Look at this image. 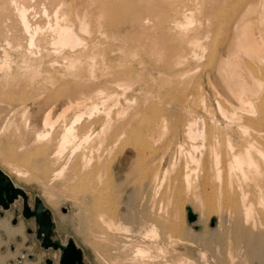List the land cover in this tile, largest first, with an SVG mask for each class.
<instances>
[{"label":"bare ground","instance_id":"obj_1","mask_svg":"<svg viewBox=\"0 0 264 264\" xmlns=\"http://www.w3.org/2000/svg\"><path fill=\"white\" fill-rule=\"evenodd\" d=\"M0 132L62 178L109 264H166L161 236L190 245L178 200L206 226L198 179L227 223L201 249L263 264L264 0H0Z\"/></svg>","mask_w":264,"mask_h":264},{"label":"rangeland","instance_id":"obj_2","mask_svg":"<svg viewBox=\"0 0 264 264\" xmlns=\"http://www.w3.org/2000/svg\"><path fill=\"white\" fill-rule=\"evenodd\" d=\"M16 141L17 140H15V138L10 136L9 134L0 132V169L10 178V180L15 185L20 186L24 190L28 198V204L33 205L34 198H38L51 211L52 220L54 221V237L56 239H58L62 243H65L68 239L73 240L76 246H78L82 250V258L85 264H109L107 259L108 256L104 254L105 252L96 248V246L98 245H95L94 248L96 250L95 251L91 245L85 244L81 240V236L76 233L77 228L75 225V219L72 218L73 216L72 213L75 212V209L70 202L62 201L63 199L62 196L66 197V195L69 193V189L67 188V186L63 184L62 180H57L60 177L55 176L56 178L55 177L52 178L49 174L41 171L40 168L36 167L31 159V156L25 150L21 151L22 149L18 147L17 144L18 142ZM13 165L14 167L16 166L19 172L21 171L20 172L21 174L19 176L10 170L9 166L12 167ZM21 175L24 177H21ZM47 179H49L50 181ZM55 181L57 182L55 183ZM200 182L198 179V183H199L198 188H200L199 195L200 198H202L201 200H203L202 202L204 203V207H205L202 215L204 217V215L206 216V213L208 214L206 226H203V224L200 223V221L198 220L199 209L197 203H196L197 206L195 205V199L191 196H189V198H184V199L180 198L178 200V208L180 205L182 206L181 209L183 213L182 218L184 220L183 221L185 227L184 229L185 230L187 229L186 234L188 236L186 237L190 240L191 244L186 246L187 248L186 247L184 248L183 245H181L180 243L170 244L166 240L165 236L163 237L161 236V242L163 241L162 245L164 251L161 252L162 254L159 253L160 255H158L159 256L158 258H160L159 260L161 262L165 261V263L167 262L166 264H168V262L172 264L173 263L191 264L188 262L189 259L193 261L194 264H204L205 262L204 259H201L200 252L201 253L205 252L206 253L205 258L207 257V263L217 264L215 261L211 260V256H209L210 254L209 251L201 249L200 242L203 241V239H211L210 241L213 242V244L214 243L218 244L220 242L219 238L221 235V231L224 230L225 226L227 225L225 221V217L223 215V210H224L222 204L223 201L221 195H218L219 193L213 191L214 188L211 187L209 183L206 182L205 184V182L202 179H200ZM59 187L62 188V192L64 194L61 193L60 191L61 188ZM51 188L54 193V197L57 196V198L55 199L59 201V205L55 207L52 205V203H50L51 201L54 202V200L50 201V199H48V196L46 195L47 190L52 193V191L50 190ZM190 205L195 206V213L197 215L195 221L193 222H188L186 220V208L188 206L190 207ZM20 210H21V200L19 199L16 200L14 203H12L9 209L2 211V214L0 215V219L3 218L7 220L8 225L10 227L22 226L21 232L11 236H7L4 233V231L0 230V241H1L0 254L2 253L9 254L6 260L1 264H24L25 261H30V260L36 261V264H44V259L46 257L52 258L55 264H57L56 262L58 255L57 251H53L51 248L49 249L42 248L39 245L38 241L35 239L34 232L31 231V234L27 232V229L29 228L31 229L34 227L35 222L31 218L25 219L21 215ZM179 214L180 213L178 211V215ZM12 219H15L17 222L13 224ZM176 219L180 220V216H178V218ZM130 224H132V230H133L132 240L135 242L136 241L139 242L140 237L135 233L136 230L138 229L137 228L138 221L135 220L134 222H132L129 220V225ZM174 235L176 237L181 236V234L178 232L177 233L175 232ZM103 255H104V263H102V259H101L102 258L101 256ZM251 262L253 264H262L259 263L257 260L255 261V259L249 260L248 264H252Z\"/></svg>","mask_w":264,"mask_h":264},{"label":"water","instance_id":"obj_3","mask_svg":"<svg viewBox=\"0 0 264 264\" xmlns=\"http://www.w3.org/2000/svg\"><path fill=\"white\" fill-rule=\"evenodd\" d=\"M21 199V215L24 218L34 217L36 222V237H42L40 246L43 248H52L58 251L57 264H85L82 258V250L76 246L73 240L68 239L65 243L58 240H51L50 235L53 232L54 221L52 220L51 211L43 204V202L34 198V208L28 206V198L24 190L15 185L10 178L0 169V215L2 211L10 208V205L16 200ZM196 214L186 208V220L193 222ZM14 222V219L12 220ZM45 264H54L49 257L44 259Z\"/></svg>","mask_w":264,"mask_h":264},{"label":"flooded vegetation","instance_id":"obj_4","mask_svg":"<svg viewBox=\"0 0 264 264\" xmlns=\"http://www.w3.org/2000/svg\"><path fill=\"white\" fill-rule=\"evenodd\" d=\"M19 200V199H18ZM21 200V199H20ZM27 203H28V201H27ZM21 204H22V202H21ZM28 206H29V208L30 209H33L34 208V203H33V205H30V204H28ZM21 208H22V206H21ZM20 213H21V210H20ZM29 218H31V219H33L34 220V217H32V216H30V217H28V218H25V219H29ZM13 220V219H12ZM17 221L14 219V222H12L13 224H15ZM34 222H35V220H34ZM36 222H35V225H34V227L33 228H29V229H27V232L29 233V234H31V231H33L34 232V236H35V239L38 241V243H39V245H40V242H41V240H42V237H39V238H37L36 237ZM54 229V228H53ZM50 238H51V240H58V239H56L55 237H54V230H53V232L51 233V235H50ZM59 241V240H58ZM60 242V241H59ZM62 243V242H61ZM43 248V247H42ZM44 249H49V248H44ZM52 249V248H51ZM53 250V249H52ZM53 251H57V250H53ZM57 253H58V251H57ZM58 256V255H57ZM47 258V257H46ZM50 258V257H49ZM52 259V258H51ZM53 260V259H52ZM53 263L55 264V262H54V260H53ZM45 264V263H44Z\"/></svg>","mask_w":264,"mask_h":264},{"label":"crops","instance_id":"obj_5","mask_svg":"<svg viewBox=\"0 0 264 264\" xmlns=\"http://www.w3.org/2000/svg\"><path fill=\"white\" fill-rule=\"evenodd\" d=\"M54 230V229H53Z\"/></svg>","mask_w":264,"mask_h":264}]
</instances>
